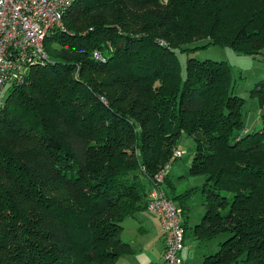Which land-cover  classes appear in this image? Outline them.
Segmentation results:
<instances>
[{"label":"trees","instance_id":"16d2710c","mask_svg":"<svg viewBox=\"0 0 264 264\" xmlns=\"http://www.w3.org/2000/svg\"><path fill=\"white\" fill-rule=\"evenodd\" d=\"M75 4L45 39L47 63L4 90L0 264H113L133 252L122 223L146 208L181 136L194 140L190 174L204 177L197 244L226 235L201 264H264V126L244 131L249 104L225 61L188 57L182 76L177 55L264 54V0ZM248 98L264 105V80Z\"/></svg>","mask_w":264,"mask_h":264},{"label":"built area","instance_id":"2783aa9c","mask_svg":"<svg viewBox=\"0 0 264 264\" xmlns=\"http://www.w3.org/2000/svg\"><path fill=\"white\" fill-rule=\"evenodd\" d=\"M76 0H0V107L8 83L19 81L36 65H45L48 54L45 39L65 30L63 15ZM96 59H101L95 53ZM179 158L182 152L173 149ZM168 163L153 176L146 209L155 213L165 232L162 259L165 264H187L180 252L184 246L185 230L182 209L166 195L161 187Z\"/></svg>","mask_w":264,"mask_h":264},{"label":"rangeland","instance_id":"374dc122","mask_svg":"<svg viewBox=\"0 0 264 264\" xmlns=\"http://www.w3.org/2000/svg\"><path fill=\"white\" fill-rule=\"evenodd\" d=\"M75 6L76 4L73 5V7ZM205 40L206 38H200L191 45H200ZM177 55L181 64L182 76L185 75V65L188 57H194L198 60L225 61L230 68L235 92L241 97L243 96L242 94L247 93V96L244 95L243 98L247 99L249 106L253 105V108L255 110L258 109L261 115L264 114V105L260 107L258 103L256 104L250 101L248 98L249 90L254 87L255 83L260 80H264V54L258 53L257 55L252 56L234 52L229 47L207 45L201 48H194L188 52L178 51ZM251 106L248 108V110L251 108L252 111L253 108ZM177 148L182 152V155L179 158L173 159L170 164L174 165V170L177 172V176L179 177H177L175 180L176 175L173 173H167L165 175L166 179L164 178L160 185L167 188L168 186L174 184L176 190L179 192L187 191L191 188V186H193V191L188 197H184L185 200H180L178 197H175L172 194L169 195V189H166L167 191H165L166 194L173 200V202L182 209L181 218L183 223L192 224L193 222L200 221L204 211L202 205L203 197L200 189V187L204 184V177L198 174H190L189 171L191 160L195 153L194 140L189 136H181L177 142ZM170 164L168 167H170ZM187 218L188 222H186ZM126 223V221L123 222V225H128ZM122 238L133 240V233L129 232L126 234L123 232ZM140 238L142 242V237ZM225 238L226 235L220 234L216 236L215 239H213V242L209 246H200L198 248H192L190 244L183 250V255L187 256L186 258L189 264H200L203 260L202 253L204 252L206 255L213 254L218 248L219 241H222ZM148 240V238L145 239V241ZM200 250L202 252H200ZM151 252H153V250L148 249L147 245H143V250L141 252H137L135 255L124 256L127 258H119L120 260L115 264H149L151 262ZM194 252L195 259L192 256Z\"/></svg>","mask_w":264,"mask_h":264},{"label":"crops","instance_id":"0c3cea01","mask_svg":"<svg viewBox=\"0 0 264 264\" xmlns=\"http://www.w3.org/2000/svg\"><path fill=\"white\" fill-rule=\"evenodd\" d=\"M242 95H243L242 97H244V95L247 96V93H244ZM250 106L248 105V108ZM251 107L253 108V105ZM248 108L246 109L247 114H246V121H245V130L246 131L259 130L260 128H262V126H264V117L261 116L258 109L255 110L253 108V110L251 111V108L249 110ZM167 173H173L174 175H176L175 180L177 177H179L177 176L178 175L177 172L174 170V165L170 164V167L166 169V174ZM161 187L164 191H167L166 189H169L170 190L169 195L172 194L175 196V195L182 194L184 192V191L183 192L177 191L174 184H172L171 186H168L167 188H165L164 186H161ZM191 188H193V186H191ZM125 221L127 222L126 224L128 225H123L122 223V226H123L122 233L123 232H125L126 234H128L129 232L133 233V240L124 239L125 241L129 242V244L131 245L133 249V252L128 253L124 256L135 255L137 252H141L143 250V245L144 246L147 245L148 249L153 250L150 256L151 262L149 264H160V263L165 264L161 256L163 248H164V244H165V232H164V229L162 227L159 217L155 213L145 208L144 210L137 212L134 217L127 218L123 222ZM186 222H188V218ZM196 223L197 222H193L192 224H187V223L185 224L184 246L180 252V255L187 264H189V262L187 261V258H186L187 256L183 255V250L187 248V246L190 244L192 248H198L202 246V245L197 244V240L195 239L193 235V226ZM140 237H142V242H141ZM146 238H148L149 240L145 241ZM200 252L202 251L200 250ZM202 255L204 258V255L206 254L203 252ZM124 256L118 257L113 264L118 262L121 258H127ZM192 256L195 259V252L192 254Z\"/></svg>","mask_w":264,"mask_h":264}]
</instances>
